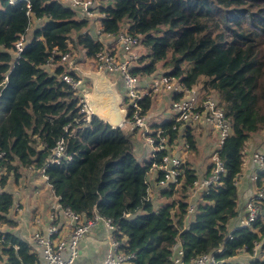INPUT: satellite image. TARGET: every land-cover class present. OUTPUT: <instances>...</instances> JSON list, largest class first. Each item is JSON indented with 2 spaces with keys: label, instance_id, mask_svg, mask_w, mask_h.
I'll return each instance as SVG.
<instances>
[{
  "label": "trees",
  "instance_id": "1",
  "mask_svg": "<svg viewBox=\"0 0 264 264\" xmlns=\"http://www.w3.org/2000/svg\"><path fill=\"white\" fill-rule=\"evenodd\" d=\"M29 2L0 0V262L41 263L30 242L7 230L18 222L9 216L14 196L4 189L10 175L34 167L43 170L64 208L86 219L99 215L114 220L120 250L134 254L129 264H173L177 244L185 262L224 246L216 264H264L260 256L250 262L235 259L241 249L252 255L264 239L262 218L238 227V183L247 144L264 131V0L98 2L105 33L116 35L129 22L149 49L133 66L135 73H166L188 87L198 86L205 96L218 98L232 121L231 134L217 150L227 171L197 196L190 216V191L200 177L190 160L183 164L179 183L158 189L170 200L160 206L150 195L149 173L170 149L158 150L142 163L135 153L141 130L115 129L95 115L84 120L76 90L62 79L64 65L58 60L69 42L91 62L103 45L91 20L62 0ZM22 37L26 42L18 54L16 43ZM151 104L152 96L143 99L145 113ZM159 129L169 145L178 146L177 154L182 155L184 139L191 150L197 149L192 127L173 120ZM60 140L66 156L51 161ZM213 167L208 165L204 176ZM155 169L153 184L163 177ZM256 185H264V169Z\"/></svg>",
  "mask_w": 264,
  "mask_h": 264
},
{
  "label": "built area",
  "instance_id": "2",
  "mask_svg": "<svg viewBox=\"0 0 264 264\" xmlns=\"http://www.w3.org/2000/svg\"><path fill=\"white\" fill-rule=\"evenodd\" d=\"M17 0H11L12 3ZM28 2L30 0H27ZM71 6L77 8L82 17L89 18L94 24V31L102 42L101 49L97 52L95 59L91 62L95 71H105L108 76H118L125 85L126 95H124V106L128 109V113L132 110V114L128 116L125 125L129 126L130 130H141L147 143L152 147L153 155L156 151L166 149L169 150L161 163L155 164L154 168L162 171L163 177L156 184L159 187L166 188L171 183H179L183 176V157L173 151L177 146L169 145V139L162 134L161 129L152 130L147 116L144 112L142 101L147 96H153L155 93L163 90L171 94V110L175 116V122L182 126H210L218 134L217 150L221 147L224 140L232 132V121L227 117L225 110L220 105L219 100L214 95L202 94L196 86L188 87L180 78L168 75L166 73L155 76L146 89H142L141 75L133 71V66L139 60L141 52L139 45L142 43L140 34L135 33L129 25L120 31L118 34L105 33L101 19L105 16L97 7V0H62ZM30 5V2H29ZM25 38L22 37L17 43L16 48L18 54L23 50ZM71 42L69 48L64 52L59 64L64 65V71L61 75L62 79L68 83L77 92L80 98V108L83 114V119L90 121L93 114L88 104L87 88L85 87L86 77L83 75V66L79 63V53ZM176 95H179L176 98ZM124 125V126H125ZM176 127V126H175ZM68 127L65 126V129ZM155 131V134L152 133ZM183 146L190 148L189 142L184 139ZM214 153L212 163L214 167L208 176H200L195 179L190 191V205L188 214L191 215L195 211V203L192 202L199 194L208 191L211 186L220 181L222 174H225L227 169L223 161L219 158L218 152ZM4 154L0 150V157ZM65 155L64 140H60L53 148L51 161L59 162ZM71 159V156H67ZM255 170L259 173L264 169V153L260 150H255L252 153ZM257 175L254 176V181H257ZM151 191V188L149 192ZM264 185L257 187L256 193L246 203L245 217L240 221L238 227L251 226L254 221L259 218L264 219ZM55 211L70 218L73 222L72 229L63 236L58 235V226L52 225L49 227L47 234L40 232L35 233L34 240L42 248L46 264H75L79 255V243L93 226L103 224L110 231V245L112 249L107 254L103 264H129L134 254H126L120 250L122 241L116 237L117 226L111 218L101 217L96 215L92 219H86L80 214L73 212L69 208H64L60 201H56L53 206ZM14 209L20 211L19 204L14 202ZM188 215V216H189ZM264 244V239L261 243L256 244L254 253L257 255V250ZM244 249H241V251ZM224 251V246H220L215 252L205 253L196 259L185 262L183 261V249L180 244L174 248L172 256L173 264H216L218 262L216 254Z\"/></svg>",
  "mask_w": 264,
  "mask_h": 264
},
{
  "label": "crops",
  "instance_id": "3",
  "mask_svg": "<svg viewBox=\"0 0 264 264\" xmlns=\"http://www.w3.org/2000/svg\"><path fill=\"white\" fill-rule=\"evenodd\" d=\"M98 1V0H97ZM36 22V21H35ZM38 24V23H36ZM92 27L95 28L94 24ZM79 53V63L83 66V63L91 66L89 69L93 71V66L91 65V61L87 59L84 53H82L78 48H76ZM86 71H90V70ZM84 70V67H83ZM156 76H144L141 77V88L146 89L149 86L150 81ZM113 82H117V88L123 94L125 85L123 81L118 76H113L111 78L108 76ZM89 79L86 78V81ZM124 96V95H123ZM171 100V94L166 91H159L152 96V104L151 108L147 112V116L149 121L152 122L151 125L157 127L156 123L161 113H163L164 107L166 105V100ZM192 129L195 134L199 136L197 139V149L199 145L203 144V141L206 142L207 147L209 144L213 143L217 140V136L214 131L210 130L206 126H199ZM261 137V138H260ZM264 132L258 133L253 136L254 143L247 146V152L245 156V162L243 166L242 174L239 176V194H240V220L241 221L246 214L245 205L252 198V196L256 193L257 185L254 181V176L258 174L255 170V165L252 159V153L255 150H260L258 146L262 143ZM261 140V141H260ZM147 140L139 138L135 143V153L139 157L142 156L143 160L148 161V155L152 152L151 157L153 156L152 148L149 149V146L145 144ZM211 142V143H210ZM218 142V140H217ZM257 142V145H255ZM205 145V146H206ZM178 147V146H177ZM182 147V146H181ZM249 150V151H248ZM182 151V150H181ZM264 152V150H260ZM213 152V151H211ZM209 155V154H208ZM183 157V151L182 155ZM150 157V158H151ZM213 157L212 153L211 156ZM196 165V164H195ZM194 167L200 176H204V173L207 167L203 165H198ZM198 167V168H197ZM151 170H156L154 167ZM2 172L0 171V175ZM152 184V182H151ZM154 186V187H153ZM150 195L154 198L160 205L163 204V201H160V195L158 189L160 188L158 185L153 184ZM5 190L12 192L15 202L19 204L20 211L14 209L11 210L9 216L17 220L18 225L15 228H8L14 234L20 236L21 238L27 240L32 244L33 248L40 253L41 263L46 264L45 257L43 255L42 248L36 243L34 240V235L37 232L42 234H47L48 229L52 225L58 226V235L63 236L68 233L72 227L73 222L70 218L64 216L61 211H55L53 206L59 198L55 195L52 186L48 182L47 176L41 169H37L34 167L31 168H22L20 170V175L18 177L14 175H10L7 181ZM0 190L1 186H0ZM197 197L192 200V202L197 201ZM190 216V215H189ZM189 218V217H187ZM238 221V222H239ZM236 223V222H235ZM234 223V225H235ZM240 223V222H239ZM237 224V223H236ZM124 240H127L126 238ZM79 255L75 261V264H103L107 254L112 249L110 245V231L103 224H98L93 226L91 230L85 235V237L79 243ZM243 254L246 253L245 250L239 252V254L235 257L239 262H250L251 259L240 258L244 257ZM256 256L264 257V245L260 246L257 250ZM252 256L251 254H248ZM247 255V256H248ZM3 264V263H2Z\"/></svg>",
  "mask_w": 264,
  "mask_h": 264
},
{
  "label": "water",
  "instance_id": "4",
  "mask_svg": "<svg viewBox=\"0 0 264 264\" xmlns=\"http://www.w3.org/2000/svg\"><path fill=\"white\" fill-rule=\"evenodd\" d=\"M83 75L91 80L92 88L87 89L88 104L92 114L109 123L112 128H122L129 116L124 106V96L105 71H85Z\"/></svg>",
  "mask_w": 264,
  "mask_h": 264
},
{
  "label": "rangeland",
  "instance_id": "5",
  "mask_svg": "<svg viewBox=\"0 0 264 264\" xmlns=\"http://www.w3.org/2000/svg\"><path fill=\"white\" fill-rule=\"evenodd\" d=\"M98 2L100 3V0H98ZM127 25H129V22L127 23ZM139 51L143 54L144 52L145 53H147V51L149 50L143 43H141L140 45H139ZM159 66H160V64H159ZM83 67H84V70L86 71V70H88L91 66L89 65V63H87V64H84L83 63ZM90 70V69H89ZM85 87H88L87 89H91L92 88V82H91V80H88V81H86V83H85ZM197 88H198V86H196ZM123 95H126V91L124 90V92H123ZM124 104H125V102H124ZM150 119V118H149ZM173 120H175V116H174V113L172 112V110H171V100L169 99V100H166V105H165V107H164V110H163V113H161V115H160V117L158 118V121H157V123H156V125H157V127H154L153 125H151V123H150V125H151V129L152 130H156V129H158L159 128V125H161V124H163L164 122H166V121H173ZM149 122H152L151 120L149 121ZM153 123V122H152ZM196 126H193V128H195ZM207 128H209L210 130H212V131H214V133L216 134V138H217V140H218V134H217V132L212 128V127H210V126H206ZM123 128V130H126V131H129L130 129H129V126L128 125H125V126H123L122 127ZM264 132V131H263ZM196 135V138L198 139L199 138V136L197 135V134H195ZM256 135V134H255ZM255 135H253V136H255ZM253 136L251 137V139L248 141V144H247V146H250V144H252V143H254L255 141H254V139H252L253 138ZM137 137V136H136ZM139 138H142V139H144L145 140V137L143 136V133H142V135L140 134V137ZM261 138V137H260ZM137 138H134V140H136ZM217 140H215L213 143H211V144H209V146L207 147V145H206V142H204L203 141V144H201V145H199V148L198 149H194V150H191L190 148H185L184 146H183V142H181L182 143V147H179L182 151H183V160L185 161V162H187L188 160H190V162L193 164V165H195V166H197L198 165V167H199V165L201 164V165H203L204 167H207L208 165H210L211 163H212V157H210L211 156V153H212V155H214V153L216 152V150H217ZM263 140H264V137H263ZM261 141V140H260ZM145 142V141H144ZM262 143L260 144V146H258V148L260 149H262V150H264V141H261ZM145 144H147L148 146H149V149H151L152 147L147 143V142H145ZM206 145V146H205ZM255 145H257V142H256V144ZM151 147V148H150ZM177 148L178 147H175V148H173V151L175 152L176 150H177ZM260 149V150H261ZM211 151H213V152H211ZM249 151V150H248ZM262 152V151H261ZM264 153V152H263ZM209 154V155H208ZM151 155H152V152H150L149 153V155H148V159H150V157H151ZM139 160L142 162V163H144L145 162V160H143V158H142V156L141 155H139ZM197 167V168H198ZM157 171L156 170H151L150 171V173H149V179H150V181L152 182V186H153V180H155V178H156V175H157ZM154 187V186H153ZM166 197L165 196H160V201L162 200L163 201V203L165 204V203H167L168 201H170L169 200V198H167V200L165 199ZM166 201V202H165ZM164 204H162V205H164ZM162 205H160V206H162ZM159 206V207H160ZM158 207V208H159ZM247 253V252H246ZM249 254V253H248ZM248 254H243V256L244 257H240V258H247V259H251L252 257H253V255L252 256H250V255H248ZM248 255V256H247ZM258 255V254H257ZM254 256H256V255H254ZM0 264H2V262H0Z\"/></svg>",
  "mask_w": 264,
  "mask_h": 264
}]
</instances>
